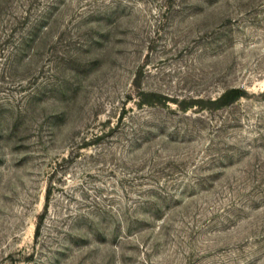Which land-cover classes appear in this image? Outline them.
Masks as SVG:
<instances>
[{
  "label": "rangeland",
  "instance_id": "obj_1",
  "mask_svg": "<svg viewBox=\"0 0 264 264\" xmlns=\"http://www.w3.org/2000/svg\"><path fill=\"white\" fill-rule=\"evenodd\" d=\"M0 264H264V0H0Z\"/></svg>",
  "mask_w": 264,
  "mask_h": 264
}]
</instances>
